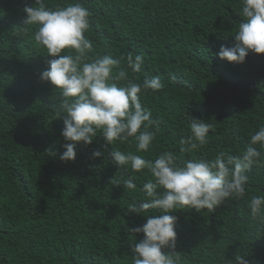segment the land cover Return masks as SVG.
Returning a JSON list of instances; mask_svg holds the SVG:
<instances>
[{
    "label": "trees",
    "instance_id": "trees-1",
    "mask_svg": "<svg viewBox=\"0 0 264 264\" xmlns=\"http://www.w3.org/2000/svg\"><path fill=\"white\" fill-rule=\"evenodd\" d=\"M72 2L48 0V6ZM81 3L91 12L85 35L94 54H141L143 69L135 78L142 82L159 75L165 84L141 95L142 106L159 121L150 153L141 155L154 159L173 151L181 160H211L220 151L243 154L250 135L264 125V54L249 52L244 63L218 56L221 45L237 43L241 0ZM34 4L0 0V264H132L129 244L144 234L130 229L143 226L147 217L127 210L143 199L139 189L149 177L131 170L121 174L111 164V147L136 154L134 140L105 148L98 133L91 145L77 144L75 161L59 159L67 143L63 116L57 115L60 95L40 79L53 57L35 43L36 29L23 26V8ZM121 67L133 78L125 60ZM189 116L207 120L212 128L206 145L180 153ZM97 149L104 155L93 158ZM130 175L136 190L114 184ZM248 176L245 196L214 212L173 209L177 264H226L235 255L264 264V227L248 207L253 195H264V163L253 165Z\"/></svg>",
    "mask_w": 264,
    "mask_h": 264
},
{
    "label": "clouds",
    "instance_id": "clouds-1",
    "mask_svg": "<svg viewBox=\"0 0 264 264\" xmlns=\"http://www.w3.org/2000/svg\"><path fill=\"white\" fill-rule=\"evenodd\" d=\"M23 11L26 13L23 26L27 30L36 29L35 43L53 57L40 79L49 82L60 95L57 115L63 116L61 135L67 143L59 159L75 161L77 144L91 145L98 133L105 148L134 140L136 154L113 147L108 153L117 172L124 174L131 170L149 177L139 189L143 199L129 204L127 210L147 217L143 226L130 229L144 234L142 240L129 244L132 264H177L178 218L170 213L185 207L214 212L229 199L243 198L248 172L253 165L264 163V125L250 135L248 147L239 156L220 151L211 160H181L173 151H165L147 159L140 153H150L159 132V121L153 120L151 110L142 106L141 95L162 90L165 84L161 77L145 76L142 82L135 78L143 69L141 54L128 52L120 58L94 54V44L85 35L90 30L91 12L81 0L55 7H49L48 0H35L33 6L25 5ZM240 15L243 20L233 35L237 43L235 47L221 45L220 59L244 63L249 52L264 54V0H241ZM122 60L131 69L133 78L121 67ZM189 118V132L179 140L180 153H191L206 145L212 128L207 120ZM48 154L57 155L51 150ZM103 155L99 149L92 153L93 158ZM114 184L137 189L131 175L115 180ZM248 207L251 217L264 227V195H253ZM148 210H158L159 214H149ZM226 264H248V261L235 255V260Z\"/></svg>",
    "mask_w": 264,
    "mask_h": 264
}]
</instances>
